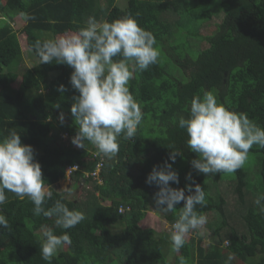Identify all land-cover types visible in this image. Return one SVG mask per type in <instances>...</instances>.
<instances>
[{
    "label": "trees",
    "instance_id": "16d2710c",
    "mask_svg": "<svg viewBox=\"0 0 264 264\" xmlns=\"http://www.w3.org/2000/svg\"><path fill=\"white\" fill-rule=\"evenodd\" d=\"M116 1L104 0V8L100 0H0V139L15 130L22 143L33 147L46 186L53 188L66 168L76 165L72 182L83 178L97 190L103 185V199L109 201L104 206L92 195L84 212L64 191L51 189L46 209L59 199L85 215L74 228L63 230L55 226L54 216L34 215L27 197L20 199L6 190L0 214L9 226L0 227V264H48L40 253L42 233L37 228L42 225L57 235L67 231L72 241L51 264H178L180 256L188 264H264V212L254 203L264 194V149L253 145L245 165L234 173H198L191 165L197 154L186 145V131L178 127L179 117L189 115L192 98L203 90H214L227 108L246 113L264 127V0H126L123 8ZM24 14L34 19L26 21ZM125 15L135 17L154 35L159 58L148 70L134 73L129 87L142 107V125L133 139L121 136L117 157L107 160L87 141L86 149L72 143L78 125L70 109L79 95L70 84L73 69L55 61L40 64L39 59L29 67L22 59L18 35L25 36L36 56L38 39L77 31L89 16L112 22ZM15 18L21 21L20 28L14 27ZM213 18L212 31L201 33L203 23ZM60 85L66 90L59 91ZM169 146L181 153L174 163ZM165 161L179 177V184L170 182L171 187L185 188L194 181L204 188L207 206L197 209L207 217L218 245L204 248L199 237L186 239L179 252L172 249L169 236L183 201L175 205V213L162 214L154 199L158 186L146 183L153 167ZM86 171L96 172L102 184L85 176ZM188 173L192 180L186 179ZM224 188L233 193L236 209L221 194ZM154 210L171 225L159 236L141 225L146 213Z\"/></svg>",
    "mask_w": 264,
    "mask_h": 264
},
{
    "label": "clouds",
    "instance_id": "9594fccd",
    "mask_svg": "<svg viewBox=\"0 0 264 264\" xmlns=\"http://www.w3.org/2000/svg\"><path fill=\"white\" fill-rule=\"evenodd\" d=\"M24 19L27 21L34 17L24 14ZM155 44L154 35L141 27L132 15L112 22H98L94 16H89L85 26L77 31L35 41L34 51L40 64L55 61L73 69L70 84L79 93L73 97L70 109L78 125L72 137L76 147L86 149L87 141L95 146L97 156L113 160L119 153V138L133 139L137 135L143 112L130 92L129 83L137 70L146 71L158 62L159 51ZM58 90L63 92L66 89L60 85ZM59 120L63 124V113ZM178 127L186 131V145L197 154L191 165L198 173L211 176L234 173L245 165L253 145L264 149V127L251 120L246 113L227 108L218 100L214 90H203L202 95L192 98L190 113L187 117H179ZM169 147L173 149L169 160L174 163L181 153ZM72 167L68 166L65 170L71 180L72 172L78 169L76 166L75 170L69 171ZM83 174L96 177L102 184L96 172L86 171ZM42 177V168L35 159L33 147L22 143L18 132L11 130L0 139V205L6 203L7 190L20 199L27 197L34 205V215L54 216L57 228L68 230L81 223L85 219L84 213L70 209L59 199L52 207L45 208L53 193ZM186 179L192 180L191 173ZM170 182L179 184V177L167 161L161 167L154 166L146 178V183H155L159 188L154 199L156 210L162 214L175 213V205L183 201L169 236L172 249L179 252L186 243L187 235L207 223V217L197 209V206H207V193L193 181L186 184L189 193L186 195L185 188H173ZM76 183L87 182L81 178ZM64 192L69 198L68 191ZM254 203L264 212V194L258 195ZM120 210L124 211V208L120 207ZM8 226L7 218L0 214V227ZM41 233L40 253L42 259L51 264L58 250L72 241L67 231L57 235L46 225L41 226ZM178 264H188L187 258L180 256Z\"/></svg>",
    "mask_w": 264,
    "mask_h": 264
},
{
    "label": "rangeland",
    "instance_id": "374dc122",
    "mask_svg": "<svg viewBox=\"0 0 264 264\" xmlns=\"http://www.w3.org/2000/svg\"><path fill=\"white\" fill-rule=\"evenodd\" d=\"M126 4V0H117L116 1V5L119 6L120 8H123L124 5ZM100 6L101 7H106L104 0H100ZM167 15H169L171 18H175L176 16L170 13H167ZM214 22V18L209 20V21H205L203 23V25L201 26V33L203 34H208L212 31V29L214 28L213 25H211L210 23ZM15 28H20L22 23L18 18L14 19V23H13ZM18 40L22 49V59L24 61V63L26 65H28L29 67L36 64L38 62V58L33 55L26 44V40H25V36L24 35H18ZM20 82V78H18L14 83L13 86L17 87L19 85ZM51 115V114H50ZM52 117V116H50ZM150 130H148V128L145 129V132H148ZM108 160V159H107ZM134 166V165H133ZM135 170L132 168V172H134ZM68 174L65 173V176L63 177V179H61L60 181H58L56 183V185L51 189H55V187H57V190H61V191H68L69 193V198L70 199H75L77 201V203L80 205V208L82 211H86V203L88 200V197H91L92 195H94V200L102 205H108L109 201H105L103 199V196H105L104 192L106 190V188H102L103 185L100 186V188L97 190V188H93V184L91 183V181H88L87 183L81 184V183H73L72 180L70 178L67 177ZM228 188V187H226ZM221 189V194L226 197L225 199L228 201V204H230V207L232 209H236L237 205L235 202V198H233V193L230 192V189ZM77 205V204H76ZM2 214V212H1ZM235 225L237 226V228H240V224L238 222L237 219L234 220ZM141 225H143L144 227H150L152 229H154V234L153 236H159L163 231H170L169 228L171 225H169L163 218L162 216H160V213L155 211L154 212H147L145 215V218L143 219V221L141 222ZM38 232L41 233V228H37ZM202 238L201 243L199 244L200 246L207 248L210 245H218L219 244V239L213 235L212 230L207 227V225L205 224L202 228H198L196 230H193L192 232H190L186 239L189 238H195V240H197L198 238ZM64 248V247H63ZM63 248L59 249L58 252L60 250H62ZM57 252V253H58ZM169 260L172 259V256L168 257Z\"/></svg>",
    "mask_w": 264,
    "mask_h": 264
},
{
    "label": "built area",
    "instance_id": "2783aa9c",
    "mask_svg": "<svg viewBox=\"0 0 264 264\" xmlns=\"http://www.w3.org/2000/svg\"><path fill=\"white\" fill-rule=\"evenodd\" d=\"M76 169V166L72 167V168H69V171L71 170H75Z\"/></svg>",
    "mask_w": 264,
    "mask_h": 264
}]
</instances>
